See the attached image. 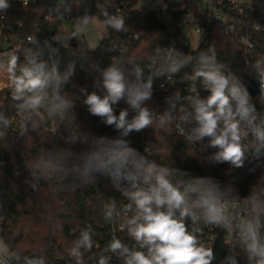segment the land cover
<instances>
[{"label":"clouds","instance_id":"clouds-1","mask_svg":"<svg viewBox=\"0 0 264 264\" xmlns=\"http://www.w3.org/2000/svg\"><path fill=\"white\" fill-rule=\"evenodd\" d=\"M27 2L52 24L47 30L17 24L22 42L0 45V148L8 147L10 138H22L26 147L29 139L36 140L54 124L49 141L31 159L22 160L26 190L39 195L42 184L53 183L61 192H77L103 181L118 193L106 195L100 219L83 221L54 260L264 264V111L254 103L243 76L220 60L214 44L200 47L203 30L197 49L185 53L174 45H156L145 64L123 45L80 39L97 18L105 28L126 35L130 15H125L122 0ZM18 3L22 0H0V22ZM190 3L203 13L200 0ZM239 7L257 30H264L251 15L264 14V0H241ZM168 8L166 0H139L136 12ZM187 12L195 17L191 7ZM213 17L220 21L219 15ZM0 30L12 31L13 26L0 23ZM78 71L91 78V90L80 86L74 94ZM244 71L258 82L264 98V54L255 60L245 57ZM157 88L166 93L162 109L155 98ZM78 104L115 134L85 129L78 122ZM154 126L176 130L192 146V154L185 156L196 158L201 167L228 165L226 179L194 173L175 161L157 162L132 145L133 134L155 132ZM257 171L262 173L258 181L241 195V173L253 176ZM14 175L21 176L19 168ZM101 228L107 229L106 238L98 237ZM0 264L51 262L46 254L14 247L0 228Z\"/></svg>","mask_w":264,"mask_h":264},{"label":"trees","instance_id":"trees-1","mask_svg":"<svg viewBox=\"0 0 264 264\" xmlns=\"http://www.w3.org/2000/svg\"><path fill=\"white\" fill-rule=\"evenodd\" d=\"M122 2L125 5V15H130L128 32L126 35L117 34L108 29L107 36L102 39L104 45L117 47L123 45L134 60L147 64L152 60L150 52L156 45L166 47L170 45L172 38L179 35V23L185 12V9L180 7L183 6L184 1L170 3L166 12L158 9L143 13L136 12L138 0H122ZM194 21L203 22L207 30L200 47L204 48L208 43H213L220 60L230 64L234 71H238L247 85L251 79L258 84L244 71L246 56L244 47L233 35L225 32L224 26L219 21L213 22L206 14L201 13L195 15ZM5 23L12 25L11 32L15 33L21 32L15 27L19 23H22L25 29L36 25L41 26L43 30L50 27L43 19L41 10L35 5H16ZM253 36L257 52L251 59L255 60L257 56L264 54V30L253 31ZM187 50L189 51V48ZM74 82L77 85L76 89H72L74 94H78L80 86H88L91 90V78H85V73L82 71H78ZM165 94L157 88L155 98L161 109ZM252 97L257 107L264 111V98L259 92ZM2 99L3 96H0V100ZM77 111L78 122L85 129L93 133L115 134L111 129L100 125L97 118L89 116L79 104ZM54 126V124L46 126L36 140L27 141L26 147L22 138H10L9 146L3 145L4 148H0V225L3 234L14 247L29 254H46L51 264H63L62 261L56 262L54 257L62 253L70 244L83 221L100 219L98 212L106 195L118 196V193L107 189L103 181L97 186L77 192H61L53 183L42 184L39 195L30 189L26 190V186L21 183L23 177L27 175V171L22 167V160L23 158L29 160L40 151L41 146L49 141ZM72 127L75 128V125ZM131 142L140 151L144 147L150 148L152 158L157 162L171 165L175 161L179 166L194 173L210 174L221 180L226 179L224 173L228 165L214 168L201 167L196 158L185 156L192 154V146L183 141L176 130L164 131L158 128H155V132L146 130L140 134H133ZM17 168L21 171L19 178L14 175ZM261 174L260 171L253 176H244L241 173L243 177L240 184L241 195L248 194L249 185L255 184ZM261 183L264 184V177L261 178ZM106 232V228H101L98 229L97 235L99 238H106Z\"/></svg>","mask_w":264,"mask_h":264},{"label":"built area","instance_id":"built-area-1","mask_svg":"<svg viewBox=\"0 0 264 264\" xmlns=\"http://www.w3.org/2000/svg\"><path fill=\"white\" fill-rule=\"evenodd\" d=\"M183 1L184 4L182 7L185 9V12L183 14L181 22L179 23L180 33L176 38H172L170 40V45L168 46L174 45L178 50L187 53L189 52L187 49L189 48L190 44L187 40V36L184 35L185 27L192 25L196 26V30L201 32L202 29L205 36L207 35V30L205 29L203 22H195L194 17H192L191 14L187 11L188 7H191L193 9L194 15L201 12L195 10V6L190 3V0ZM40 3H42V0H36L37 5H39ZM200 3L202 5L201 11L203 12L201 14H206L211 21H217L213 16L219 15V22L224 26L225 32L233 35L236 40L244 47V50L246 52L245 57H248L250 59L253 58L255 53L257 52L253 31H256L257 29L255 28L251 19L247 18L246 11L239 7L241 0H200ZM17 5L30 6L34 4H29L27 0H22V3H18ZM184 5H187L188 7H184ZM209 5H211V7H209ZM251 15L254 20H257L259 23L264 24V14H261L259 11H255ZM239 19H244L245 24H235V26L233 27L232 25L234 21ZM47 22L51 26L52 21L47 20ZM0 23L6 24L5 21ZM65 25L58 27L64 28ZM17 34L18 33L11 31L6 32V30H0V45H3L6 42H22L17 39ZM190 49L191 47L189 48V50ZM144 150L152 154L150 148L144 147L141 152H144Z\"/></svg>","mask_w":264,"mask_h":264},{"label":"rangeland","instance_id":"rangeland-1","mask_svg":"<svg viewBox=\"0 0 264 264\" xmlns=\"http://www.w3.org/2000/svg\"><path fill=\"white\" fill-rule=\"evenodd\" d=\"M166 2L170 3H178L177 0H166ZM139 7V2L136 8ZM180 8H183L182 6ZM67 27V24L64 28ZM185 35L187 36V40L189 41L191 49H197L201 42V32L196 30V26H186L184 29ZM108 34V29L105 28L100 19H95L92 23L88 25L86 36H81L82 41H86L95 45L98 41L105 38ZM205 38V35H204ZM75 46V45H74ZM55 127V126H54ZM54 129V128H53ZM1 228V225H0Z\"/></svg>","mask_w":264,"mask_h":264},{"label":"water","instance_id":"water-1","mask_svg":"<svg viewBox=\"0 0 264 264\" xmlns=\"http://www.w3.org/2000/svg\"><path fill=\"white\" fill-rule=\"evenodd\" d=\"M212 21L214 22V20H212ZM247 86H248V89H249L251 96H254L255 94H257L259 92V84H257L254 80L251 79ZM216 248H217V253L220 254L221 249H220V242L219 241H217Z\"/></svg>","mask_w":264,"mask_h":264}]
</instances>
